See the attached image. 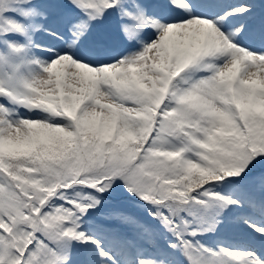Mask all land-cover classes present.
<instances>
[{
	"label": "snow or ice",
	"instance_id": "obj_1",
	"mask_svg": "<svg viewBox=\"0 0 264 264\" xmlns=\"http://www.w3.org/2000/svg\"><path fill=\"white\" fill-rule=\"evenodd\" d=\"M0 264H264V0H0Z\"/></svg>",
	"mask_w": 264,
	"mask_h": 264
}]
</instances>
